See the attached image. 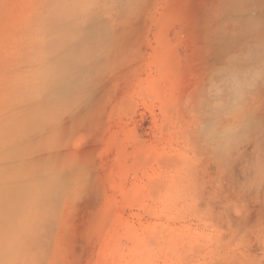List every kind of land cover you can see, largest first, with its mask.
Masks as SVG:
<instances>
[{
  "label": "rangeland",
  "instance_id": "1",
  "mask_svg": "<svg viewBox=\"0 0 264 264\" xmlns=\"http://www.w3.org/2000/svg\"><path fill=\"white\" fill-rule=\"evenodd\" d=\"M262 45L264 0H0V191L49 189L0 263L264 264Z\"/></svg>",
  "mask_w": 264,
  "mask_h": 264
},
{
  "label": "bare ground",
  "instance_id": "2",
  "mask_svg": "<svg viewBox=\"0 0 264 264\" xmlns=\"http://www.w3.org/2000/svg\"><path fill=\"white\" fill-rule=\"evenodd\" d=\"M52 22L53 23H57V22L59 23L60 21H59V19H56V21L53 20ZM75 39H76V36H73V37L64 39L62 41L54 42V44L46 46L44 52L45 53H49V54H51L53 56L58 50H60L61 48L65 47L66 45L72 43ZM258 48H259V46H258ZM76 53L74 52V53L68 55L67 57L65 56L66 57V61H65V63H62V64H67L68 61H70L72 58H74L77 55ZM56 68H57V66L53 67V64H51L50 68L47 69V74H44L45 79H47V77H50V76L54 75L56 73V70H57ZM245 77H246V75H245ZM231 79H232V82L233 81L234 82H238V83H236L237 86L234 85L236 87H233V85H232V87L237 90V93L235 94L234 99L235 100L236 99L237 100L243 99L244 95H241L240 90L242 91L243 89H246V85L244 86V82L245 81L242 80V79H237L236 80L232 76H231ZM44 83H45V81H44ZM44 83L41 85V87H38L37 89L38 90H42L41 88L43 87ZM233 88H231V89H233ZM211 104H209V105H211ZM17 129H19L17 124L16 125H12L11 126V130L9 132H13L14 131V133H15V130H17ZM235 133H237V132H235ZM1 134H5V135H2V136L3 137L5 136V138L7 139L6 133L4 132V129L0 127V136H1ZM5 138H2V139L5 140ZM219 140H220L219 141L220 143H229V144L232 143V139H231V137H228V135L224 136V137H221ZM3 143H8V141L7 142L5 141ZM1 146H4V145H1ZM4 147H3V150H5V152L3 153L4 155H2L4 157L0 158V160L4 159L5 157H7L9 160H13L14 161V157L15 156H19V153L16 150V148L10 147V144H9V146L5 147V149H4ZM11 157H13V159ZM32 188H27V189H24V190H14V191H0V237L2 236V234L4 232H6V229H3V228H5V227L11 228V227H14V226L17 225L18 221H15V218H14L15 214H17L18 217H19V215L21 216V214H19L18 212H20V213L24 212L25 213V212H27V210H29V207L31 205L33 207L38 202H42L39 199V197H42V196L46 195V192L49 191L48 188H45V189H40V191L36 192ZM30 209H31V207H30ZM20 219H21V217H20ZM21 225L27 226L26 223L21 224ZM4 243H7V244L4 245ZM14 248H15V243L13 241H6V242H1L0 241V258L2 256H6L7 254H10V252Z\"/></svg>",
  "mask_w": 264,
  "mask_h": 264
}]
</instances>
